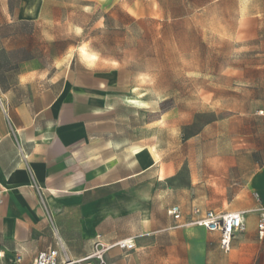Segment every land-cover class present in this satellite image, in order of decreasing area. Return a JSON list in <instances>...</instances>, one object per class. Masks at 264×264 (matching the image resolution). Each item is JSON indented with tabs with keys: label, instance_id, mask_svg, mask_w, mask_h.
Masks as SVG:
<instances>
[{
	"label": "rangeland",
	"instance_id": "rangeland-1",
	"mask_svg": "<svg viewBox=\"0 0 264 264\" xmlns=\"http://www.w3.org/2000/svg\"><path fill=\"white\" fill-rule=\"evenodd\" d=\"M0 44L27 45L17 58L32 54L45 69L62 57H72L83 77L80 63L91 68L110 110L104 138L144 139L138 145L147 152L155 142L180 186L191 174L198 187H216L220 178L221 194L195 197L204 205L230 210L241 190L256 198L250 179L254 162H264V0H0ZM257 212L259 220L263 209ZM244 238L243 263L264 264V236L255 229L234 241ZM225 263L237 264L232 254Z\"/></svg>",
	"mask_w": 264,
	"mask_h": 264
},
{
	"label": "crops",
	"instance_id": "crops-1",
	"mask_svg": "<svg viewBox=\"0 0 264 264\" xmlns=\"http://www.w3.org/2000/svg\"><path fill=\"white\" fill-rule=\"evenodd\" d=\"M25 49L0 44L1 252L32 264L40 251L61 247V260H79L92 252L95 241L111 245L129 239L135 249L109 248L106 264H226L229 254L245 264L249 238L235 242L236 236L225 254L217 233L186 220L194 206L245 212L246 231H257L264 162L253 164L256 198L241 190L243 200H231L230 210L221 202L204 205L195 197L221 194L220 178L216 187H198L191 174L190 184L180 186L178 169L162 163L155 142L147 152L138 145L144 139L104 138L111 132L110 110L98 75L80 63L89 74L83 77L72 57L58 58L45 69L32 54L17 58ZM135 146L141 148L137 154ZM172 206L180 208V220L167 214Z\"/></svg>",
	"mask_w": 264,
	"mask_h": 264
},
{
	"label": "built area",
	"instance_id": "built-area-1",
	"mask_svg": "<svg viewBox=\"0 0 264 264\" xmlns=\"http://www.w3.org/2000/svg\"><path fill=\"white\" fill-rule=\"evenodd\" d=\"M167 214L175 220L181 219V210L178 206H172ZM245 212H216L213 210H203L200 207H192L191 220L188 225L199 226L209 233L219 235L220 250L228 254L232 249L233 239L246 231ZM257 233L259 238L264 236V209L259 215L257 222ZM111 247H117L123 252H131L135 249L133 240H119L111 245H105L100 241H95L92 252L79 260H61L62 248H51L40 251L34 258L32 264H106L105 255ZM21 256L15 254L8 257L0 251V264H21Z\"/></svg>",
	"mask_w": 264,
	"mask_h": 264
},
{
	"label": "bare ground",
	"instance_id": "bare-ground-1",
	"mask_svg": "<svg viewBox=\"0 0 264 264\" xmlns=\"http://www.w3.org/2000/svg\"><path fill=\"white\" fill-rule=\"evenodd\" d=\"M127 101L129 103L135 105V106H141V105H143V102L141 100L137 99V98H127ZM132 151L137 154L138 152L141 151V148L138 147V146H135V147L132 148Z\"/></svg>",
	"mask_w": 264,
	"mask_h": 264
}]
</instances>
